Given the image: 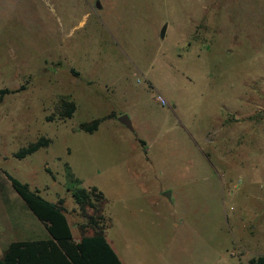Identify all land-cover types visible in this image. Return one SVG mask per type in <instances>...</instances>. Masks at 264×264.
Returning a JSON list of instances; mask_svg holds the SVG:
<instances>
[{
	"label": "rangeland",
	"instance_id": "rangeland-1",
	"mask_svg": "<svg viewBox=\"0 0 264 264\" xmlns=\"http://www.w3.org/2000/svg\"><path fill=\"white\" fill-rule=\"evenodd\" d=\"M21 86L0 97V258L48 237L3 172L93 234L67 168L103 194L123 264L264 256V0H0V89Z\"/></svg>",
	"mask_w": 264,
	"mask_h": 264
},
{
	"label": "trees",
	"instance_id": "trees-1",
	"mask_svg": "<svg viewBox=\"0 0 264 264\" xmlns=\"http://www.w3.org/2000/svg\"><path fill=\"white\" fill-rule=\"evenodd\" d=\"M24 90L25 86L16 90L0 89V97ZM57 109L59 119L65 120L73 116L76 106L72 101L61 100ZM100 121L97 119L90 124H82L80 130L91 134L98 129ZM50 144L49 138L40 137L21 148L14 157L23 159L42 148H47ZM3 173L25 207L44 226L48 237L11 242L0 258V264H122L104 235L110 225V219L103 215L105 200L97 188L77 187V180L67 168L68 178L73 184L75 183V186L68 191H71L73 200L85 219V223L79 228L93 231L92 236L81 235L77 241L68 222L63 199L60 198L54 203L49 202L38 191H32L27 184L6 172ZM88 207L99 215H88L86 212ZM246 264H264V256L253 257Z\"/></svg>",
	"mask_w": 264,
	"mask_h": 264
},
{
	"label": "water",
	"instance_id": "water-1",
	"mask_svg": "<svg viewBox=\"0 0 264 264\" xmlns=\"http://www.w3.org/2000/svg\"><path fill=\"white\" fill-rule=\"evenodd\" d=\"M96 7L99 8L98 3L96 4ZM165 31H166V26H163L161 31H160V38H164L165 35ZM117 121L123 125L124 127H126L128 130H130L131 132L134 131L132 125H131V121L129 119V117L127 115H121L117 118Z\"/></svg>",
	"mask_w": 264,
	"mask_h": 264
},
{
	"label": "built area",
	"instance_id": "built-area-1",
	"mask_svg": "<svg viewBox=\"0 0 264 264\" xmlns=\"http://www.w3.org/2000/svg\"><path fill=\"white\" fill-rule=\"evenodd\" d=\"M156 101L161 105V106H166L167 102L165 98L161 94H157L156 96Z\"/></svg>",
	"mask_w": 264,
	"mask_h": 264
},
{
	"label": "crops",
	"instance_id": "crops-1",
	"mask_svg": "<svg viewBox=\"0 0 264 264\" xmlns=\"http://www.w3.org/2000/svg\"><path fill=\"white\" fill-rule=\"evenodd\" d=\"M112 225V224H111ZM105 234V233H104ZM93 234H90V235H87V236H92ZM105 238H106V236H105ZM79 239V238H78ZM78 239H76L77 241H78ZM106 241H107V238H106ZM108 242V241H107ZM109 244V243H108ZM110 245V244H109ZM110 247H111V245H110ZM112 248V247H111ZM113 249V248H112ZM114 251V250H113ZM115 252V251H114ZM116 253V252H115ZM118 256V258L120 259V257H119V255H117ZM121 261V260H120ZM122 262V261H121ZM123 264V263H122Z\"/></svg>",
	"mask_w": 264,
	"mask_h": 264
}]
</instances>
